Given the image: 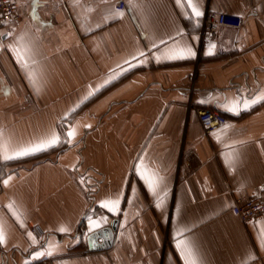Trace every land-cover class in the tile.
Instances as JSON below:
<instances>
[{"label":"crops","instance_id":"1","mask_svg":"<svg viewBox=\"0 0 264 264\" xmlns=\"http://www.w3.org/2000/svg\"><path fill=\"white\" fill-rule=\"evenodd\" d=\"M124 1L20 0L1 30L0 264H264V219L233 212L264 198V0H191L198 17L187 0ZM207 12L242 22L214 34L223 55L201 46ZM197 109L228 122L205 134ZM115 219L113 246L91 252Z\"/></svg>","mask_w":264,"mask_h":264},{"label":"built area","instance_id":"2","mask_svg":"<svg viewBox=\"0 0 264 264\" xmlns=\"http://www.w3.org/2000/svg\"><path fill=\"white\" fill-rule=\"evenodd\" d=\"M117 9L122 10L126 6L124 0H118ZM20 0H0V40L2 38L1 30L3 27L18 22L21 19ZM232 17L225 13L207 12L203 18V28L200 36V43L208 51H217L220 55L224 50L218 48V43L213 40L214 34L221 26L241 27L242 22L237 23L228 21ZM197 114L205 134H212L227 124V117L214 109H197ZM233 212L242 222L250 223L257 219H264V198L256 194L254 196H238L235 199ZM35 236H42L43 230L39 226L31 228Z\"/></svg>","mask_w":264,"mask_h":264},{"label":"snow or ice","instance_id":"3","mask_svg":"<svg viewBox=\"0 0 264 264\" xmlns=\"http://www.w3.org/2000/svg\"><path fill=\"white\" fill-rule=\"evenodd\" d=\"M182 2V0H178V3ZM188 6L192 8L193 13L198 17L200 15V12L192 5L191 0H187ZM192 51L190 48L188 49H180L179 52H177L176 54L172 55L170 58H184L185 56H190L192 55ZM209 54H211V51L209 52ZM18 59H23L22 57H18ZM26 63V61H25ZM260 99H264V97H261ZM256 100H253L252 103H256ZM245 106H248L247 104ZM232 110V109H229ZM74 133L73 132H69V136H73ZM57 143V138L55 136H53L50 140L46 141V142H41L38 145H35L31 148L28 149H23L18 151L16 154L17 155H26V154H30L32 152L35 151H40V150H44V148L46 147H50L52 145H55ZM6 158H10V157H6ZM149 186L153 188V190H155V181L150 180L149 181ZM112 204V207L110 210H115V206L119 203V201H113L110 202ZM105 207L109 206V202H105L104 204ZM63 231V229H62ZM5 240L4 234L2 231H0V243H3ZM178 248H181L182 252H187V254L190 256L191 252L188 249V245L183 242V241H178L177 244ZM186 264H196V261L194 259H189L186 261Z\"/></svg>","mask_w":264,"mask_h":264},{"label":"water","instance_id":"4","mask_svg":"<svg viewBox=\"0 0 264 264\" xmlns=\"http://www.w3.org/2000/svg\"><path fill=\"white\" fill-rule=\"evenodd\" d=\"M3 39H5V37H3ZM117 228L118 220L115 219L110 225L90 233L87 237L88 249L91 252L109 250L114 244Z\"/></svg>","mask_w":264,"mask_h":264},{"label":"trees","instance_id":"5","mask_svg":"<svg viewBox=\"0 0 264 264\" xmlns=\"http://www.w3.org/2000/svg\"><path fill=\"white\" fill-rule=\"evenodd\" d=\"M228 21L230 22H234V23H237L238 20L236 17H229L228 18ZM77 114V113H76ZM64 139H65V136H64ZM66 143L63 142V139L62 141L60 142V144L56 147V148H53L49 151H44V152H41V153H38L36 155H32L30 157H27V158H24V159H20V160H16V161H13L12 163L10 164H19V163H22V162H26V161H31V162H34V163H39L41 162L42 160H44L45 158H47V156L52 153V152H56V151H60L61 149H63L65 147ZM7 164H2L1 167H0V179L2 178V176L5 174V166Z\"/></svg>","mask_w":264,"mask_h":264}]
</instances>
